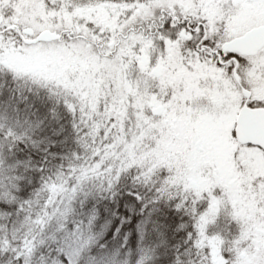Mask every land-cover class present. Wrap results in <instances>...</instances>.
<instances>
[{"label":"snow or ice","instance_id":"6c2138e0","mask_svg":"<svg viewBox=\"0 0 264 264\" xmlns=\"http://www.w3.org/2000/svg\"><path fill=\"white\" fill-rule=\"evenodd\" d=\"M0 264H264V0H0Z\"/></svg>","mask_w":264,"mask_h":264}]
</instances>
